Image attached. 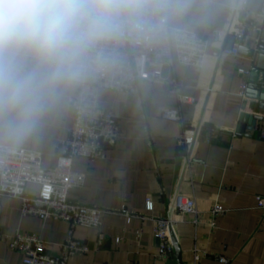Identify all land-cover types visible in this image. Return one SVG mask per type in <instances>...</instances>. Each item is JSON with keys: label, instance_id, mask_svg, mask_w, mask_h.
I'll return each mask as SVG.
<instances>
[{"label": "crops", "instance_id": "crops-1", "mask_svg": "<svg viewBox=\"0 0 264 264\" xmlns=\"http://www.w3.org/2000/svg\"><path fill=\"white\" fill-rule=\"evenodd\" d=\"M236 1H175L169 24L201 36L212 29L226 34ZM250 9L257 16L244 41L226 35L221 44L210 43L199 71L177 64L182 92L194 97L195 104H180L176 95L147 82H140L131 95L100 91L102 106L118 114L120 138L103 159L75 158V170L86 182L70 190L69 199L115 212L106 213L99 228H75V236L90 250L68 264H175V257L160 256L155 220L143 216L168 219L177 193L195 197L200 211L196 223L191 214L171 215L184 264H193L196 249L198 264H264V210L258 207V198L264 197V138L258 132L264 127V109L240 94L254 59L239 52L218 56L232 36L234 47L256 48L264 40V0H250ZM76 91L73 81L57 86L33 130L19 138L0 133V144L41 152L44 167H54L57 146L74 126ZM165 107L179 109L184 121L163 118ZM242 112L262 119L252 130L238 131ZM185 128L197 131L190 162L179 146ZM148 198L154 201L153 212L146 210ZM216 204L226 213L214 222L210 211ZM123 209L132 216L121 213ZM68 230L65 221L24 216L19 199L0 194V264H21V255L8 245L16 233L40 235L47 252L56 254Z\"/></svg>", "mask_w": 264, "mask_h": 264}, {"label": "built area", "instance_id": "built-area-1", "mask_svg": "<svg viewBox=\"0 0 264 264\" xmlns=\"http://www.w3.org/2000/svg\"><path fill=\"white\" fill-rule=\"evenodd\" d=\"M175 1L181 0H130L136 5L135 11L121 17L117 35L92 53L95 62L89 71L73 81L77 85L74 126L68 138L57 146L54 167H44L41 152L0 144V194L19 199L24 216L69 224L67 237L56 254L47 252L45 242L36 233L18 232L9 237V248L21 255V264H68L71 258L88 253V244L75 236V228H99L104 215L115 212L69 199L70 190L82 188L86 182L85 175L75 170V158L103 159L120 138L118 114L102 106L100 91L131 95L138 91L140 82H147L176 95L180 104H195L194 97L182 92L184 79L175 73L177 64L201 70L210 43L221 44L226 35L244 41L247 29L257 16L250 9V0H237L230 6L231 23L227 33L212 29L207 36H201L187 28L170 26L169 14ZM260 16L264 19V13ZM222 54L237 55L238 45L231 50L222 49ZM246 89L245 83L240 93L244 99ZM162 116L184 121L181 111L171 107H165ZM258 130L259 136L264 138V127ZM196 136V129L185 128L179 138L187 162L193 158ZM30 185L35 188L33 192L29 190ZM154 206L152 198H148L146 210L153 212ZM258 207L264 210V197L258 198ZM169 208L170 216L174 212L191 214L195 223L200 216L196 198L181 193H177ZM121 213L132 216L126 209ZM210 213L215 222L226 209L216 204ZM143 217L155 220L160 256L173 258L172 218ZM213 227L216 224L213 223ZM200 259L201 254L196 249L193 264H198ZM219 260L227 262L223 257Z\"/></svg>", "mask_w": 264, "mask_h": 264}, {"label": "clouds", "instance_id": "clouds-1", "mask_svg": "<svg viewBox=\"0 0 264 264\" xmlns=\"http://www.w3.org/2000/svg\"><path fill=\"white\" fill-rule=\"evenodd\" d=\"M130 0H0V133L28 135L55 88L85 75Z\"/></svg>", "mask_w": 264, "mask_h": 264}, {"label": "water", "instance_id": "water-1", "mask_svg": "<svg viewBox=\"0 0 264 264\" xmlns=\"http://www.w3.org/2000/svg\"><path fill=\"white\" fill-rule=\"evenodd\" d=\"M235 38L230 37L229 43L223 45L218 51V56L221 55L222 49H232L234 47ZM238 52L254 59V65L250 70L247 89H246V99H251L258 101L259 107L264 109V40H261L260 44L256 48H247L245 46H239ZM247 101H244L243 110H245ZM260 116L251 115L242 112L240 115V124L238 126V131L245 132V129L252 130L253 127L257 125V122L261 120ZM247 123L249 126L247 127ZM169 216L168 218H170ZM170 235L172 243L175 249L174 257L175 264H184L183 254L181 246L175 235L173 226L170 227Z\"/></svg>", "mask_w": 264, "mask_h": 264}]
</instances>
